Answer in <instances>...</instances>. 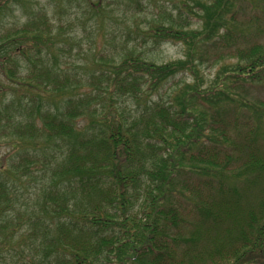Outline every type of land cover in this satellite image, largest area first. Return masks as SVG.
I'll use <instances>...</instances> for the list:
<instances>
[{"label":"trees","instance_id":"1","mask_svg":"<svg viewBox=\"0 0 264 264\" xmlns=\"http://www.w3.org/2000/svg\"><path fill=\"white\" fill-rule=\"evenodd\" d=\"M103 1L67 23L40 8L0 26L14 83L0 100V264H264V100L244 95L264 85L259 14L243 22V0L110 14ZM27 2L0 0V21ZM136 10L154 14L146 29ZM118 12L123 27L105 23ZM86 18L103 45L78 65L66 29ZM165 43L184 57L151 59Z\"/></svg>","mask_w":264,"mask_h":264},{"label":"rangeland","instance_id":"2","mask_svg":"<svg viewBox=\"0 0 264 264\" xmlns=\"http://www.w3.org/2000/svg\"><path fill=\"white\" fill-rule=\"evenodd\" d=\"M27 6H22L19 5L16 7L15 4H11L8 7L7 12L5 13V17H3V20L0 21V26L5 25L6 27H9L13 23H20L23 20H25L24 16L30 12V9H44L46 8L50 15L53 17L54 22H63L67 23L70 18H74L75 14L78 12V4L83 3V0H62L60 3L59 0L57 2V5H59V9L55 10L56 3L54 2L55 0H27ZM104 5L108 6V14L111 13L112 7H117L120 6L124 9V0H104L103 1ZM161 3V2H160ZM239 1L237 0V4ZM17 4V3H16ZM135 6V5H133ZM239 6H242L241 10L239 11V17L241 19H244L243 22H250L249 19H251L252 16H256L259 14L260 19L259 22L264 24V0H243L242 3L239 4ZM16 7V10L13 11V8ZM12 9V12L10 10ZM76 12V13H75ZM80 13V12H79ZM78 13V15H79ZM136 17L137 19H133L132 21L138 20V23L140 24L141 29H146L145 26H147V23L144 21L145 17L149 18V20L154 16L153 13H148V12H140L139 10H136ZM119 14L121 12L116 13L113 18H106L108 21L107 23L109 26L113 21H116L115 23H118L120 27H123L125 24L124 20H117L119 19ZM87 15V14H86ZM85 15V16H86ZM84 16V15H82ZM80 16V17H82ZM84 16V17H85ZM83 17V18H84ZM82 18V19H83ZM80 19V18H79ZM86 23L87 25L84 27L82 26L81 22H76V25L74 27V30H70L69 28L66 29L67 32L71 33L72 35L75 32H78L80 34L79 39L74 38V41H71L68 44V47L72 46V52L67 53L66 56H69L72 60H76L78 65L80 63H85L86 61H92L94 58L93 51L89 49L88 47L92 45V49H99L103 44H101V35L102 32H97L94 35L84 33L82 32H93L90 29V25L95 23L94 19L89 18L87 21L86 18ZM130 21V22H132ZM195 27H199V25H194ZM96 30V29H95ZM108 26L104 25V31L107 32ZM101 34V35H99ZM82 38V42L80 40ZM97 38V40H96ZM120 38V37H119ZM261 39H264V36L260 37ZM76 40H79L78 44H76ZM97 41V42H96ZM94 42L96 44L94 45ZM151 42L150 41H145L142 42V45L140 44V48H149L151 47ZM147 44V45H146ZM146 45V46H144ZM216 51V48H213L210 52V54L214 53ZM151 59L156 61L157 63H167L171 60H176L184 57V47L181 44H175V43H165L164 45L161 46L160 49L158 50H153L150 53ZM211 59V58H210ZM208 62L205 61L203 63V74L206 77L207 81H210L213 79L215 73L217 72L218 67L214 68H207ZM192 78H190L191 80ZM14 83L11 81H7L0 72V100H4V96L2 95L5 90H9V88L13 85ZM1 86L3 89H1ZM244 95L247 96L250 100L259 103L260 101L264 100V85H259V86H252L249 88L248 92H244ZM6 151V149L3 146H0V156ZM239 162H236L235 165L238 166Z\"/></svg>","mask_w":264,"mask_h":264}]
</instances>
